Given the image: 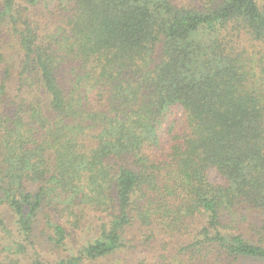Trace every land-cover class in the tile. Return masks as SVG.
Wrapping results in <instances>:
<instances>
[{
  "label": "trees",
  "instance_id": "1",
  "mask_svg": "<svg viewBox=\"0 0 264 264\" xmlns=\"http://www.w3.org/2000/svg\"><path fill=\"white\" fill-rule=\"evenodd\" d=\"M55 1L50 28L45 0H0V264H97L158 236L164 264L264 263V1ZM83 207L97 236L46 261L38 220L64 251L51 214Z\"/></svg>",
  "mask_w": 264,
  "mask_h": 264
},
{
  "label": "rangeland",
  "instance_id": "2",
  "mask_svg": "<svg viewBox=\"0 0 264 264\" xmlns=\"http://www.w3.org/2000/svg\"><path fill=\"white\" fill-rule=\"evenodd\" d=\"M178 6L186 5L191 7H196L201 5L202 0H174ZM264 1V0H262ZM42 8L40 14V20L42 21V27H45L44 24L48 23L50 28L56 27L58 24H62L63 21L66 20V12H63L59 7L57 1L55 0H45V4L38 6ZM7 37V34H3L0 36V39ZM6 43V41L4 40ZM3 45V44H2ZM0 44V46H2ZM12 55V54H11ZM15 82V81H13ZM184 116L183 110L180 106H174L171 108L169 114L167 115V119L169 121V125H174L176 127L175 130L178 131V127L180 126L181 120ZM208 178L211 183L221 184L223 183V179L219 176L215 169H210L208 172ZM77 221H79V228L74 229L73 225L77 221L70 217H65V214L62 213H53L51 214V218L57 220L61 224H64L68 231L71 232L72 236L68 238V243L65 246V250H56L52 249L50 246L46 245L45 232L42 229V225L40 224L41 218L38 220V227L35 230V241L37 243V249L40 252L41 256L48 262H54L61 256H69L75 254L82 247L86 246L88 243L94 240L97 236V226L100 225V220L103 218L104 214L99 211L87 210L85 211V207L78 208ZM0 216L6 220V223L10 228L14 227V216L10 213V211L4 205H0ZM258 217H261V214H257ZM44 222V220H43ZM42 222V223H43ZM44 224V223H43ZM246 237L252 241L256 242L257 237L252 233H245ZM141 233L137 228H133L128 233L127 240L130 241V245H136L139 240H141ZM161 239H164V236H158V239L153 242V246L151 249H146L143 253L132 254V253H124L116 255L112 259L104 260L97 264H164L161 256L164 254L162 249L160 248ZM3 243L2 236H0V246ZM146 256L148 259L139 260L137 256ZM243 264H264L263 262H254V261H244Z\"/></svg>",
  "mask_w": 264,
  "mask_h": 264
}]
</instances>
